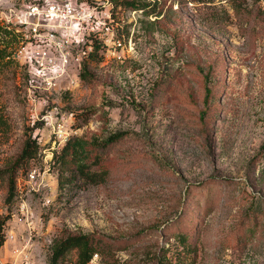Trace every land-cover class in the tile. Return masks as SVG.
Segmentation results:
<instances>
[{
    "label": "rangeland",
    "instance_id": "rangeland-1",
    "mask_svg": "<svg viewBox=\"0 0 264 264\" xmlns=\"http://www.w3.org/2000/svg\"><path fill=\"white\" fill-rule=\"evenodd\" d=\"M29 1L0 0V264H49L77 234L101 245L86 264H264V0H79L110 40L50 90L16 55ZM115 132L106 183L61 192L53 152Z\"/></svg>",
    "mask_w": 264,
    "mask_h": 264
},
{
    "label": "built area",
    "instance_id": "built-area-1",
    "mask_svg": "<svg viewBox=\"0 0 264 264\" xmlns=\"http://www.w3.org/2000/svg\"><path fill=\"white\" fill-rule=\"evenodd\" d=\"M14 17L22 43L16 55L26 63L28 83L37 89L57 87L88 58L102 29L100 39L110 40V26L100 28L98 7L79 0H32L14 10ZM111 40L122 46L119 39Z\"/></svg>",
    "mask_w": 264,
    "mask_h": 264
},
{
    "label": "trees",
    "instance_id": "trees-1",
    "mask_svg": "<svg viewBox=\"0 0 264 264\" xmlns=\"http://www.w3.org/2000/svg\"><path fill=\"white\" fill-rule=\"evenodd\" d=\"M115 5L123 4L133 10L140 9L145 11L148 3L142 0H115ZM152 3H156L154 0ZM157 15L154 10L148 12ZM97 40L93 42L92 51L88 57L95 55L98 49ZM4 50H0V59L8 56ZM85 61V60H84ZM83 61V62H84ZM82 77V75H81ZM42 121L38 123L40 127ZM0 125H5V119L0 116ZM123 134L115 132L105 138L92 136L83 138L80 136H70L59 150L52 154L51 165L56 169L58 175V188L62 192L70 187H83L87 185H100L107 181L108 171L103 169V163L108 157L111 147L121 141ZM38 150L36 138L30 134L27 136L24 147L20 153V161H28L35 156ZM2 173H0L1 176ZM68 187V188H67ZM67 188V189H66ZM14 195V184L10 183L6 201H11ZM9 215H0V247L5 241V226ZM75 248L78 252L77 261L79 264H86L91 261L94 254L102 251L98 239L90 234H77L68 236L56 248L49 264H54L59 256L67 250Z\"/></svg>",
    "mask_w": 264,
    "mask_h": 264
}]
</instances>
